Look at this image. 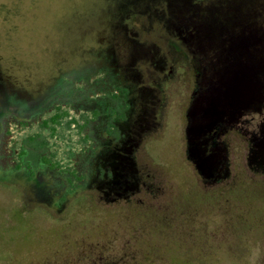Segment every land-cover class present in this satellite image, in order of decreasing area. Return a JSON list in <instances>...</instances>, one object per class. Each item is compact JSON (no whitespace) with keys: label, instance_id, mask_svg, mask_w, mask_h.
<instances>
[{"label":"rangeland","instance_id":"obj_1","mask_svg":"<svg viewBox=\"0 0 264 264\" xmlns=\"http://www.w3.org/2000/svg\"><path fill=\"white\" fill-rule=\"evenodd\" d=\"M90 49L92 59L106 52L132 73L135 65L138 76L129 99L143 98L145 114L154 113L159 97L165 98L161 129L148 137L152 157L143 159V148L139 162L185 191L188 209L214 213L220 221L226 211L237 216L240 210H216L200 193L192 179L193 174L199 182L196 165L186 156L185 129L190 121L196 127L218 119L215 111L225 112L224 120L233 118L234 131L222 139L236 149L233 169L240 179L235 183L251 189L241 195L251 225L236 226L232 237L226 231L203 240V251L190 241L185 248L195 256L202 252L203 264H264V176L255 171L264 165V0H0V75L46 80L81 62ZM171 70L161 93L153 83ZM197 73L201 89L194 95ZM192 105L201 106L202 118L189 113ZM76 136L67 128L59 131L69 142ZM250 141L260 146L249 160ZM255 158L258 163H251ZM19 201L16 188L0 179V264H42L63 236L77 231L52 223L42 209L22 210Z\"/></svg>","mask_w":264,"mask_h":264},{"label":"flooded vegetation","instance_id":"obj_2","mask_svg":"<svg viewBox=\"0 0 264 264\" xmlns=\"http://www.w3.org/2000/svg\"><path fill=\"white\" fill-rule=\"evenodd\" d=\"M92 54L90 49L78 64L38 82L0 75V179L16 188L22 210L42 209L52 215V223L77 231L63 236L59 249L42 264H203L202 252L195 256L185 248L188 241L203 251V240L251 225L241 206L242 192L251 189L235 183L240 179L233 169L236 149L222 139L237 123L215 111L218 119L196 127L190 121L185 129L186 156L196 165L199 182L190 172L200 193L216 210H240L237 216L226 211L220 221L214 213L188 209L185 191L165 184L158 171L139 162L143 148V159L152 157L148 139L161 129L165 98L159 97L154 113L145 114L143 98L129 99L138 76L135 65L132 73L106 52L95 59ZM172 74L160 75L155 89L163 93ZM200 76L194 95L201 89ZM190 108L189 113L204 116L201 106ZM66 128L77 134L74 142L59 137ZM247 146L250 160L260 142ZM252 162L258 163L256 158ZM261 166L255 171L264 176Z\"/></svg>","mask_w":264,"mask_h":264}]
</instances>
